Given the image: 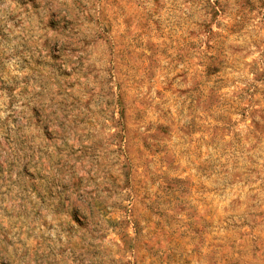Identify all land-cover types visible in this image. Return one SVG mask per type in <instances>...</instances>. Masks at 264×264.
<instances>
[{
	"label": "rangeland",
	"instance_id": "rangeland-1",
	"mask_svg": "<svg viewBox=\"0 0 264 264\" xmlns=\"http://www.w3.org/2000/svg\"><path fill=\"white\" fill-rule=\"evenodd\" d=\"M0 264H264V0H0Z\"/></svg>",
	"mask_w": 264,
	"mask_h": 264
},
{
	"label": "trees",
	"instance_id": "trees-1",
	"mask_svg": "<svg viewBox=\"0 0 264 264\" xmlns=\"http://www.w3.org/2000/svg\"><path fill=\"white\" fill-rule=\"evenodd\" d=\"M215 4H210V3H208V7H210L211 8V10L215 13Z\"/></svg>",
	"mask_w": 264,
	"mask_h": 264
}]
</instances>
